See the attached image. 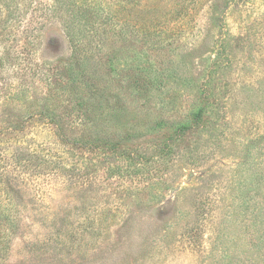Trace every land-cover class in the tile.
I'll list each match as a JSON object with an SVG mask.
<instances>
[{
    "label": "rangeland",
    "instance_id": "rangeland-1",
    "mask_svg": "<svg viewBox=\"0 0 264 264\" xmlns=\"http://www.w3.org/2000/svg\"><path fill=\"white\" fill-rule=\"evenodd\" d=\"M78 3L0 0V264H264V0Z\"/></svg>",
    "mask_w": 264,
    "mask_h": 264
},
{
    "label": "trees",
    "instance_id": "trees-1",
    "mask_svg": "<svg viewBox=\"0 0 264 264\" xmlns=\"http://www.w3.org/2000/svg\"><path fill=\"white\" fill-rule=\"evenodd\" d=\"M82 1L83 0H79V3H78V6H77V9L79 10V11H81V12H86V13H89L90 11H93L94 10V8H88V7H85V6H83L81 3H82ZM81 2V3H80ZM97 6H99L100 7V9H97V10H99V11H101V12H105V13H107L109 10H108V7H107V5L106 4H104V5H100V4H98Z\"/></svg>",
    "mask_w": 264,
    "mask_h": 264
}]
</instances>
